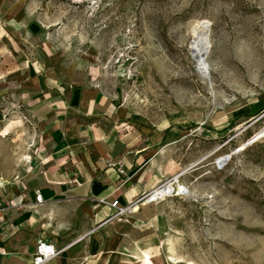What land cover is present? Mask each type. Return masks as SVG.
Masks as SVG:
<instances>
[{"label":"rangeland","instance_id":"1","mask_svg":"<svg viewBox=\"0 0 264 264\" xmlns=\"http://www.w3.org/2000/svg\"><path fill=\"white\" fill-rule=\"evenodd\" d=\"M45 4L56 49L137 118L166 125V162L186 167L176 174L189 193L154 203L155 251L124 264H264V0ZM196 22L210 29L205 75L190 52Z\"/></svg>","mask_w":264,"mask_h":264},{"label":"crops","instance_id":"2","mask_svg":"<svg viewBox=\"0 0 264 264\" xmlns=\"http://www.w3.org/2000/svg\"><path fill=\"white\" fill-rule=\"evenodd\" d=\"M45 9L0 0V264H31L38 240L61 250L45 264L140 261L156 248L158 204L110 218V203L186 167L166 162V125L137 118L56 49Z\"/></svg>","mask_w":264,"mask_h":264},{"label":"built area","instance_id":"3","mask_svg":"<svg viewBox=\"0 0 264 264\" xmlns=\"http://www.w3.org/2000/svg\"><path fill=\"white\" fill-rule=\"evenodd\" d=\"M219 162H216L218 164ZM180 174L171 175L164 178L156 186L152 187L148 191L144 192L135 200L126 205H119L118 200H113L110 205L114 208L110 218L119 217L124 214L130 213L136 210L140 205L148 203H157L167 197L173 196H186L189 193L188 186L179 181ZM167 186H171L170 190H167ZM165 189V190H164ZM100 202L105 203L103 199ZM42 203V197L40 194L35 195V204ZM61 250L56 249L52 243L47 240H38L35 245V250L32 256L31 264H45L48 260L57 256Z\"/></svg>","mask_w":264,"mask_h":264},{"label":"bare ground","instance_id":"4","mask_svg":"<svg viewBox=\"0 0 264 264\" xmlns=\"http://www.w3.org/2000/svg\"><path fill=\"white\" fill-rule=\"evenodd\" d=\"M209 30V26L205 22H196L191 27L193 39L190 52L197 63L199 72L203 75L208 72L206 57L211 47Z\"/></svg>","mask_w":264,"mask_h":264},{"label":"water","instance_id":"5","mask_svg":"<svg viewBox=\"0 0 264 264\" xmlns=\"http://www.w3.org/2000/svg\"><path fill=\"white\" fill-rule=\"evenodd\" d=\"M254 136H255V135H254ZM254 136H253V138H251L250 140H253V139L256 137V136H255V137H254Z\"/></svg>","mask_w":264,"mask_h":264}]
</instances>
